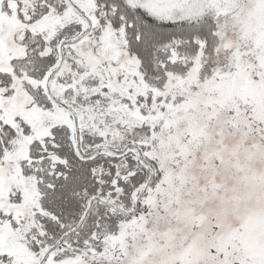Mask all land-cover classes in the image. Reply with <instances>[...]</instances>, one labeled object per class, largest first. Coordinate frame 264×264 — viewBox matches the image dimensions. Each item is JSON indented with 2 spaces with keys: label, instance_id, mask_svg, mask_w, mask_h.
<instances>
[{
  "label": "snow or ice",
  "instance_id": "1",
  "mask_svg": "<svg viewBox=\"0 0 264 264\" xmlns=\"http://www.w3.org/2000/svg\"><path fill=\"white\" fill-rule=\"evenodd\" d=\"M0 264H264V0H0Z\"/></svg>",
  "mask_w": 264,
  "mask_h": 264
}]
</instances>
